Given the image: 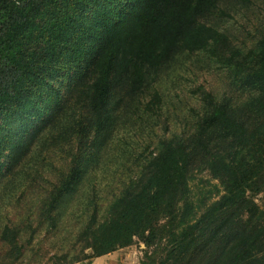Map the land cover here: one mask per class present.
<instances>
[{
    "label": "trees",
    "instance_id": "1",
    "mask_svg": "<svg viewBox=\"0 0 264 264\" xmlns=\"http://www.w3.org/2000/svg\"><path fill=\"white\" fill-rule=\"evenodd\" d=\"M216 2L0 0V123L14 114L27 121L21 129L12 128L10 137L24 136L60 104H54L60 95L55 86L48 98L39 91L59 77L61 56L68 50L65 59L74 53L78 58L86 36L93 45L91 77L70 74L82 83L66 108L71 122L49 135L56 146L71 140L76 151L70 170L49 190L43 208L48 219L78 180L87 152L112 123L111 101L119 85L137 95L173 53L209 49L218 62L232 67L236 83L256 92L248 101L232 104L199 89L205 110L195 129L166 137L146 158L141 175L121 189L107 217L96 225L94 215L82 232L92 256L138 238L146 246L142 264H264V205L259 202L264 193V35L256 49L244 53L202 21ZM160 102L155 90L146 107L156 113ZM28 142L22 137L17 143L18 155ZM204 171L217 181L212 195L192 186L195 174ZM17 234L8 223L4 226L1 239L10 243L6 257H12L1 264H13L21 255Z\"/></svg>",
    "mask_w": 264,
    "mask_h": 264
},
{
    "label": "rangeland",
    "instance_id": "2",
    "mask_svg": "<svg viewBox=\"0 0 264 264\" xmlns=\"http://www.w3.org/2000/svg\"><path fill=\"white\" fill-rule=\"evenodd\" d=\"M127 1L114 3L122 5ZM202 21L218 28L234 46L247 53L256 49L264 35V0H217L216 7ZM76 36H82V30ZM67 52L60 59L59 77L44 87L45 92L39 91L48 98L55 86L60 95L54 104H60L36 120L24 136H8L12 128H23L27 122L24 117L14 114L1 118L0 146L4 149L0 159V264L12 257H6L10 243L1 239L7 223L18 233L21 245V255L13 264H92L99 257L103 258L100 264H142L146 248L142 239L135 238L133 244L105 255L92 256L93 250L88 239L81 237L82 232L94 215L96 225L107 217L121 189L141 175L146 158L160 148L166 137L185 136L195 129L205 110L199 89L210 91L218 100L229 99L232 104H242L256 92L236 83L232 67L218 62L209 49L173 53L156 74H150L146 87L137 95L129 94L124 84L119 85L111 101L112 123L98 136L97 146L87 152L78 180L56 204L51 220L43 209L49 190L70 170L76 149L71 140L56 146L49 135L57 134L71 122L66 108L77 98L76 88L82 83L73 81L70 74L91 77L88 61L93 45L86 36L78 58L74 53L65 59ZM155 90L161 97L160 104L154 106L156 113L146 107ZM22 137L29 138V146L18 155L17 143ZM39 141H43L40 148L29 151ZM216 183L207 171L192 179L199 194H214ZM259 202L264 205V193Z\"/></svg>",
    "mask_w": 264,
    "mask_h": 264
},
{
    "label": "crops",
    "instance_id": "3",
    "mask_svg": "<svg viewBox=\"0 0 264 264\" xmlns=\"http://www.w3.org/2000/svg\"><path fill=\"white\" fill-rule=\"evenodd\" d=\"M103 258L96 259L92 264H100Z\"/></svg>",
    "mask_w": 264,
    "mask_h": 264
}]
</instances>
